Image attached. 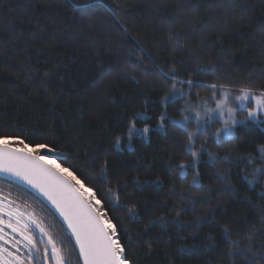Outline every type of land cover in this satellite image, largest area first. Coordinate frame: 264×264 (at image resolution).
<instances>
[{"label":"trees","instance_id":"obj_1","mask_svg":"<svg viewBox=\"0 0 264 264\" xmlns=\"http://www.w3.org/2000/svg\"><path fill=\"white\" fill-rule=\"evenodd\" d=\"M160 67L178 79L264 88V0H0V135L55 146L58 163L106 207L107 190L124 188L109 215L130 264H248L264 252V176L250 186L244 177L253 168L239 157L258 156L264 125L238 126L235 139L217 146L216 123L194 150L220 159L201 152L182 177L178 165L193 157L180 127H157L172 83L157 75ZM197 95L211 93L193 89V102ZM184 103L170 105L168 116L180 120ZM132 120L150 132L134 134L129 146ZM116 137H124L119 149ZM137 180L149 183L138 190ZM225 227L238 246L225 240Z\"/></svg>","mask_w":264,"mask_h":264},{"label":"snow or ice","instance_id":"obj_2","mask_svg":"<svg viewBox=\"0 0 264 264\" xmlns=\"http://www.w3.org/2000/svg\"><path fill=\"white\" fill-rule=\"evenodd\" d=\"M112 14L119 15L114 9ZM199 70L209 71L203 68ZM157 75L166 81H172L169 92L161 98L164 111L159 116L157 127L163 128L166 120L173 126L180 127L188 140L185 150L193 157L190 164L181 162L178 165L182 177L185 168L196 167L201 152H206L213 164L220 159L218 154L209 152L204 146H201L200 152L194 150L195 138L209 132L216 123L222 125L212 134L217 146L223 141L235 139L238 126L246 127L249 123L264 125V88L256 90L243 84L234 87L225 82L178 79L174 70L165 72L162 67L158 69ZM178 85H186L188 91ZM200 87L208 90L211 95H197V101L193 102L191 92ZM181 99L185 103L176 109L181 119L175 120L168 116L167 108ZM241 112L246 113L244 119H238ZM136 119L146 117L137 113ZM192 122H195L196 127L189 131L188 125ZM149 132L147 125L138 129L135 120L130 121L126 137L129 146L134 134L147 137ZM123 138H115L117 149ZM256 151L258 156L239 157L240 160L247 161L246 167L253 168L251 178L244 177L253 187L258 178L264 176V167H255L257 163L264 165V144L258 145ZM55 153L56 147L46 143L26 142L20 135H0V179L9 187L15 188L18 194H25L32 201H38L43 205L42 210H47L53 218L58 217L57 222L61 228V234L57 236L45 225L35 208L26 201L19 202L12 198V192L5 193L0 188V264H130L128 250L121 243L120 230L109 215V207L113 211L119 208L118 191L125 189H108L107 195L111 199L106 207L97 191L86 186L75 171L58 163L59 156L53 155ZM59 155L67 158L66 154ZM224 159L232 163L230 157ZM99 175L101 179L107 176V162L100 169ZM134 183L138 190H142L149 182L137 180ZM193 184H198L195 177ZM127 211L131 214V219L139 218L134 205L128 207ZM160 222H163V218ZM223 231L225 240L238 246V242L230 239L228 228L225 227ZM129 240L131 241V237ZM180 250L183 252L186 249L181 246ZM247 251L251 253V247ZM257 259L264 260V252L252 253L248 264Z\"/></svg>","mask_w":264,"mask_h":264},{"label":"flooded vegetation","instance_id":"obj_3","mask_svg":"<svg viewBox=\"0 0 264 264\" xmlns=\"http://www.w3.org/2000/svg\"><path fill=\"white\" fill-rule=\"evenodd\" d=\"M0 188H3L5 193L12 192V198L17 199L19 202L24 203L26 201L28 204H30L32 208L37 210L38 216L44 221L45 225L48 226L50 231L57 234V236L61 234L60 224L57 222L58 218H53V216L47 210H42L43 205H41L38 201H32L25 194H18L15 188L9 187V185L4 182H2V185L0 184Z\"/></svg>","mask_w":264,"mask_h":264},{"label":"rangeland","instance_id":"obj_4","mask_svg":"<svg viewBox=\"0 0 264 264\" xmlns=\"http://www.w3.org/2000/svg\"><path fill=\"white\" fill-rule=\"evenodd\" d=\"M214 106V105H213ZM244 117V116H243ZM245 118V117H244Z\"/></svg>","mask_w":264,"mask_h":264},{"label":"water","instance_id":"obj_5","mask_svg":"<svg viewBox=\"0 0 264 264\" xmlns=\"http://www.w3.org/2000/svg\"><path fill=\"white\" fill-rule=\"evenodd\" d=\"M58 218V217H57ZM59 219V218H58Z\"/></svg>","mask_w":264,"mask_h":264}]
</instances>
